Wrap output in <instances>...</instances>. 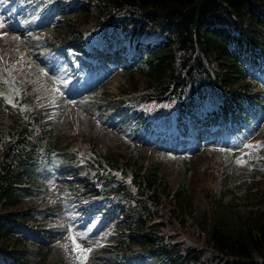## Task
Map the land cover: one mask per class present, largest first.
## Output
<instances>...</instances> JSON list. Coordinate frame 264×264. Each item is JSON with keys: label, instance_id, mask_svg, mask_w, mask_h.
<instances>
[{"label": "rangeland", "instance_id": "rangeland-1", "mask_svg": "<svg viewBox=\"0 0 264 264\" xmlns=\"http://www.w3.org/2000/svg\"><path fill=\"white\" fill-rule=\"evenodd\" d=\"M74 3L75 0H0V81L11 80L19 90L31 91L25 119L43 110V121L47 119L54 126L53 139L65 153L49 168L24 172L33 187L21 195L24 205L43 201L46 208L40 206L37 212H28L37 214V223L31 227L33 232L22 233L25 257L18 264H65L68 260L74 264L118 263L116 256L124 245L121 241L131 235L128 228L133 216L131 208L101 202L93 186L94 168L85 155L91 140L96 141V153L104 161L122 158L120 168H124L122 163L131 153L133 159L127 172L137 167L134 159L138 158L147 168L158 166V175H163L172 191L181 183L188 185L192 202L177 211L184 215L187 225L196 229L201 223L207 227L212 220L220 222L230 234H245L246 223L264 211V117L237 137L225 134L235 137H226L225 141H205L192 126L185 134L181 125L172 126L167 143L171 149H176L177 139L189 143V158L178 157L189 164L185 170L176 167L177 161L170 156L158 159L153 148L157 129L139 126L140 133L130 130L128 107L140 93L149 92L160 82L131 71L126 75L114 69L108 74L81 71L77 56L66 46L75 39L64 29L67 21L80 29V20H62L60 14L65 5ZM50 11L56 15L54 18H49ZM78 36L89 49L92 47L85 29ZM113 38L118 41L119 36L114 33ZM128 53L123 57L129 59ZM15 113L10 106L0 108L1 130L8 127ZM163 207L165 212L169 206ZM70 236L75 238V245ZM130 245L123 251L126 258L137 251L135 245ZM88 248L92 251L82 257L80 250ZM128 260L121 264H133ZM138 264L155 261L148 259Z\"/></svg>", "mask_w": 264, "mask_h": 264}, {"label": "trees", "instance_id": "trees-1", "mask_svg": "<svg viewBox=\"0 0 264 264\" xmlns=\"http://www.w3.org/2000/svg\"><path fill=\"white\" fill-rule=\"evenodd\" d=\"M92 7L95 17L88 14ZM69 12L80 13V28L98 32L104 40L113 30L135 40L136 69L160 82L145 94L147 104L173 107L182 115L191 105L218 97L214 102L221 104L222 113L251 118L257 112L253 86L244 80L259 75L264 0H84ZM146 37L150 40L143 52ZM7 95L0 96V105ZM31 134L26 125L17 124L9 129L7 141L6 134H0V258L5 260L6 253L17 260L21 241L11 234L17 225L29 222L26 213L13 210L20 203L14 186L22 183L14 167L34 164L51 153L50 146L42 149L30 141ZM116 163L114 159V166L103 167L96 181L109 199L133 207L132 237L140 256L151 254L165 264H264V211L246 223L245 234H230L218 221L192 229L176 214L191 204L183 188L172 193L157 169L145 173L138 168L133 189L116 173ZM158 205L171 210L160 214Z\"/></svg>", "mask_w": 264, "mask_h": 264}, {"label": "snow or ice", "instance_id": "snow-or-ice-1", "mask_svg": "<svg viewBox=\"0 0 264 264\" xmlns=\"http://www.w3.org/2000/svg\"><path fill=\"white\" fill-rule=\"evenodd\" d=\"M0 27H2V25H0ZM247 146H249V147H251V145H247ZM70 239H72L73 240V243H74V245H75V238L74 237H69ZM92 251V249L91 248H88V249H81L80 250V252H81V256L83 257V254L85 253V252H91Z\"/></svg>", "mask_w": 264, "mask_h": 264}]
</instances>
